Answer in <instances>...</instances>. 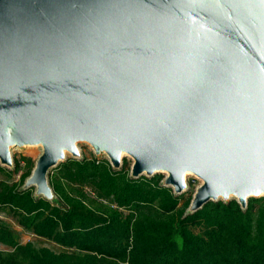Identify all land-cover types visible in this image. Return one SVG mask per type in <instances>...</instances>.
I'll list each match as a JSON object with an SVG mask.
<instances>
[{
	"label": "water",
	"instance_id": "water-1",
	"mask_svg": "<svg viewBox=\"0 0 264 264\" xmlns=\"http://www.w3.org/2000/svg\"><path fill=\"white\" fill-rule=\"evenodd\" d=\"M131 177L202 184L243 210L264 197V0H0V165L42 148L24 190L79 144Z\"/></svg>",
	"mask_w": 264,
	"mask_h": 264
},
{
	"label": "trees",
	"instance_id": "trees-1",
	"mask_svg": "<svg viewBox=\"0 0 264 264\" xmlns=\"http://www.w3.org/2000/svg\"><path fill=\"white\" fill-rule=\"evenodd\" d=\"M15 170L0 165L12 178ZM49 174L53 202L0 180V209H9L33 235L67 249L56 253L20 245L0 220V244L15 255L0 264H264V197L243 210L236 200L209 202L190 214L192 197L175 195L152 178L131 177V168L114 170L96 157L67 160ZM87 183L110 205L79 193L63 180ZM23 263H22V262Z\"/></svg>",
	"mask_w": 264,
	"mask_h": 264
},
{
	"label": "rangeland",
	"instance_id": "rangeland-1",
	"mask_svg": "<svg viewBox=\"0 0 264 264\" xmlns=\"http://www.w3.org/2000/svg\"><path fill=\"white\" fill-rule=\"evenodd\" d=\"M79 150L81 153V160L83 158H91L96 157L92 148L87 144H79ZM12 157L14 160V168L13 169H7V170H15V166L18 168V172L14 173V176L12 178H8L6 174H0V180L6 181L8 183H20L22 177L30 175L32 170L34 169L36 162L38 158L42 155V148L36 147V146H30V147H24V148H12L11 149ZM67 160L73 159L70 155L67 156ZM99 160H106L109 161L107 156L105 154H102L98 157H96ZM125 164V167L130 169L133 165V160L129 158L128 156H124L123 159V165ZM58 169L55 168L51 171V175H55L56 178H62V174L60 171H57ZM166 174H157L156 177H159L162 182L166 178ZM64 181H66L69 185H71L74 189H76L79 193H85L87 194L91 199H97L98 201L110 205V201L101 198L99 195H97L93 188L90 187L87 183H82L80 181H72L63 178ZM186 182L188 185L187 191L184 192L182 195H184V201H186L189 198H193L197 188L202 184V182L197 179L193 175H189L186 178ZM35 190V189H34ZM0 220L4 226H6L8 229H10L16 239V242L20 245H26L28 243L32 244L36 249H43L47 248L50 249L56 253H62L67 252V249H64L55 243L39 238L35 235H33L32 232L24 229L18 219L14 216V214L9 209H0ZM15 248L7 247L2 244H0V255L3 258H8L10 256L15 255ZM22 262V261H21ZM23 263V262H22Z\"/></svg>",
	"mask_w": 264,
	"mask_h": 264
},
{
	"label": "bare ground",
	"instance_id": "bare-ground-1",
	"mask_svg": "<svg viewBox=\"0 0 264 264\" xmlns=\"http://www.w3.org/2000/svg\"><path fill=\"white\" fill-rule=\"evenodd\" d=\"M189 175H191V174H187V175H186V178H187V176H189Z\"/></svg>",
	"mask_w": 264,
	"mask_h": 264
}]
</instances>
